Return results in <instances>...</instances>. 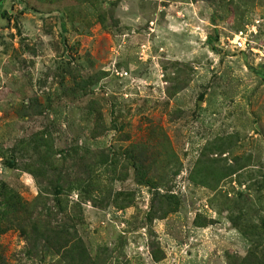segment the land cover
I'll return each mask as SVG.
<instances>
[{
	"label": "rangeland",
	"instance_id": "1",
	"mask_svg": "<svg viewBox=\"0 0 264 264\" xmlns=\"http://www.w3.org/2000/svg\"><path fill=\"white\" fill-rule=\"evenodd\" d=\"M0 264H264V0H0Z\"/></svg>",
	"mask_w": 264,
	"mask_h": 264
},
{
	"label": "built area",
	"instance_id": "2",
	"mask_svg": "<svg viewBox=\"0 0 264 264\" xmlns=\"http://www.w3.org/2000/svg\"><path fill=\"white\" fill-rule=\"evenodd\" d=\"M244 42H245V39L239 37L238 35L235 36V38L233 39L232 42L229 41V43H231V44L234 46V48H236V49H241L240 47H241L242 45H244Z\"/></svg>",
	"mask_w": 264,
	"mask_h": 264
},
{
	"label": "trees",
	"instance_id": "3",
	"mask_svg": "<svg viewBox=\"0 0 264 264\" xmlns=\"http://www.w3.org/2000/svg\"><path fill=\"white\" fill-rule=\"evenodd\" d=\"M43 233L45 234V232H43ZM40 238L43 240V239H44V235L41 234V235H40Z\"/></svg>",
	"mask_w": 264,
	"mask_h": 264
}]
</instances>
